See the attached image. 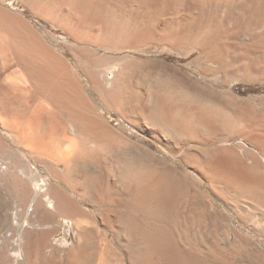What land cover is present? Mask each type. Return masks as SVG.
Listing matches in <instances>:
<instances>
[{
    "label": "rangeland",
    "instance_id": "rangeland-1",
    "mask_svg": "<svg viewBox=\"0 0 264 264\" xmlns=\"http://www.w3.org/2000/svg\"><path fill=\"white\" fill-rule=\"evenodd\" d=\"M251 1L0 0V264H153L154 220L209 264H264L263 223L244 210L255 197L233 182L264 188V12ZM15 41L56 54L114 132L43 94ZM17 126L54 143L31 151ZM215 166L226 178L210 183ZM151 172L179 185L169 205L144 193ZM239 235L255 245L237 248Z\"/></svg>",
    "mask_w": 264,
    "mask_h": 264
},
{
    "label": "bare ground",
    "instance_id": "bare-ground-1",
    "mask_svg": "<svg viewBox=\"0 0 264 264\" xmlns=\"http://www.w3.org/2000/svg\"><path fill=\"white\" fill-rule=\"evenodd\" d=\"M251 5H252V7L260 6L261 7V11L264 12V0H253V1H251ZM0 32L1 33H5L7 36L9 35L8 32L5 29L2 28V25L1 24H0ZM10 37H12V36H10ZM18 42H16V43L13 42L12 43V45L14 47V48L13 47L12 48L14 49V54H15V57H16L15 59H17V61H18L19 64L24 65V67L28 71L29 75L32 76V78H33L34 81H36L35 84H37V83H38V85L40 84L39 85V87H40L39 89H41V91H42L43 94L49 96L51 98V101L54 104H58L59 106L62 105L66 109L68 108L69 111L74 110L73 104H75V103H78L79 106H82V108L85 110V113L86 114H84L82 112V110H81L80 114L78 112L77 117L79 119H86V128L88 130H91V129H95L96 130L98 128L102 132H108V133L114 132V130L110 129L109 126H107V124L102 119L97 118L98 116L96 114L89 112V111L92 110V109L89 110L90 103L85 99V97H84V95L82 93V90H81V88L79 86V83H78L77 79L75 78V75L72 74V72L69 69V67L64 62H62V60H60L56 56V54L50 52L49 50H47L44 46H42L40 44H38L37 48L35 46L36 49L33 48L35 50H31V49H27V48H24V47L23 48L20 47V43L17 44ZM5 55H6V53L3 51V49L2 50L0 49V58L1 59H5L4 58ZM160 104L161 103L159 101H154V104L153 105L158 106ZM3 123H4V121H3ZM30 130H28L26 132L25 130L20 129L17 126V127H14L12 129V132L14 133V135L19 139V141L24 146H25L24 143L30 142L33 145V147H32L33 149L30 148L31 151L34 150V147H35V149L38 148V149L44 151L45 148L48 147V145L54 143L53 140H52V142L49 141L50 136L49 137L48 136L43 137L41 135V133H39L38 131L32 130V128ZM31 144H30V146H32ZM55 147H56V145H55ZM38 149H37V151H38ZM48 149L49 148H47V150ZM54 151L59 155V153H60L59 146H57ZM34 152H35V150H34ZM73 152H74V150H72L71 148H69L68 150H65V151L61 152V154H62L61 156L65 160V162L69 158V156L71 154H73ZM51 154H52V152H51ZM57 154H56V156H57ZM224 161L226 162V160H224ZM218 165H220V164H218ZM66 168L69 169L68 168V165H67ZM134 172L136 173V170ZM206 172L207 173L204 174V176L206 177V179L210 183L213 182V181H215L217 179V177H222L221 179H223L224 177L226 178L225 175L222 176L224 172L222 170H220L219 168H217V166L212 167V168H209L208 171H206ZM135 173H134V175H135ZM137 173H138V171H137ZM127 174H129V173H127ZM253 174H252V176H253ZM137 175H139V174H137ZM137 175H136V177H137ZM131 178H129V179H131ZM147 178H148V179H146V180H148L147 188H148L149 192H147L148 190L144 192L145 194H147V197L149 198V196H150V198H153V199L156 198V197L157 198L159 197V199H161L160 203L162 202L163 205H165V204L166 205H169V202H168V199H170L169 198V195L172 193V191H176V193H177L179 191L178 188H180L179 185H177L173 181H171L170 180L171 178L169 179L166 176L163 177L160 174L153 173V172L149 173V175L147 176ZM249 178H251V177L249 176ZM123 179H126V178H123ZM221 179L218 180V181H222L221 183H223V181H224V183L227 184V185L228 184H232V183H226V182L231 181V180H227L226 181V180H221ZM236 181L238 183L244 185V186H242V185L239 184V187L236 186L234 188L233 187L234 185L232 187L234 189H237V190H240V187L241 188L244 187L245 189H250L251 193H253L252 194L253 197L256 198V199L253 198L254 199V202H251L247 206L248 208L244 209L243 206L241 205V202H239V200L237 199L238 197H236V199L238 201H234L233 200V202H232L231 198L234 195L232 196L231 194H229V196L231 195L230 196L231 198L228 197V195H226L227 197H224L223 196L224 197L223 200L228 204V206L232 207L230 209H236L238 212H240L241 209H244V210H246L248 212L249 215H251V216L252 215L253 216H258V219H260L263 224L261 223L262 224L261 227H258L257 226L258 228L257 229H254L253 230V233H255L257 235H260V237L264 239V188H262L260 186H252L251 182L250 181L247 182V180H244V181H241L240 182V181H238V180L235 179L233 182H236ZM142 182H143L142 181V178L140 179V177H138L137 180H136V182H135V186L137 188V189L135 188L136 190H138V188L140 187V185H141ZM215 182H213V183H215ZM216 184L218 185V183H216ZM216 184H215V186H216ZM218 186H220V185H218ZM212 187H213V185H212ZM150 189L153 190L154 192H156L158 196L156 194L152 193ZM229 189H231V188H229ZM213 191H214V189H213ZM218 191H219V189H218ZM224 193L226 194L227 192H224ZM228 193H230V192L228 191ZM213 194H215V193H213ZM236 195H238V194H236ZM238 196H240V194ZM217 198H219V197H217ZM199 200L201 202H203V204L205 206H208V207L212 206L210 204V202L206 198L199 197V196H196V195H193L192 196V201L194 202V204H195L196 201H199ZM171 202H172V200H171ZM165 208H167V207H165ZM244 210H242V211H244ZM253 210H255V211H253ZM152 225H153V228L155 230H158L159 232H164V235L163 236H160L157 233L159 236L156 234V236L155 235H152L153 237L147 239L149 241V247L151 249L150 252H148L149 253V256L150 257H154V259L152 260L153 261V264H158L160 261H161V263H165V264H209L210 263V261H211L210 260V257H209L210 250H208V248L205 250L206 252H204L203 254L200 253L201 254L200 256L198 255L199 258L198 257H195V256L192 257L190 254H188V253L183 252L182 250H180L177 247L176 243H175L176 241L174 242V239L172 240L171 238H168V237L166 238L167 233H166V236H165V232H168L167 231L168 226L163 221L154 220V222H152ZM193 228H194V226H193ZM236 230H237V228L235 229V232H237ZM230 241H232V240L230 239ZM235 241L236 242L235 243L233 242V243L236 244L238 246L237 248H239V249L244 248L247 245H255V242L250 237H248V236L239 235ZM258 247H259V249H261L259 245H258ZM205 248H206V246H205ZM201 252H202V250H201ZM198 254H199V251H198ZM15 256H17V255H15ZM73 259H75V258H73Z\"/></svg>",
    "mask_w": 264,
    "mask_h": 264
}]
</instances>
